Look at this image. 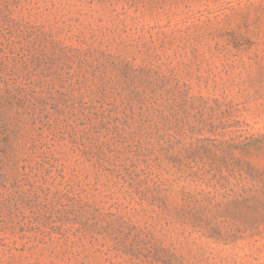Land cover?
<instances>
[{"label":"rangeland","instance_id":"obj_1","mask_svg":"<svg viewBox=\"0 0 264 264\" xmlns=\"http://www.w3.org/2000/svg\"><path fill=\"white\" fill-rule=\"evenodd\" d=\"M0 264H264V0H0Z\"/></svg>","mask_w":264,"mask_h":264}]
</instances>
